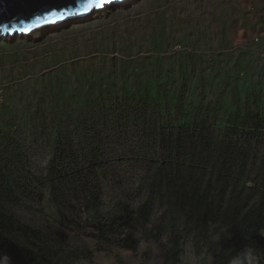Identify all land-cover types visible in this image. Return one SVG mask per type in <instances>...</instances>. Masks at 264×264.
Segmentation results:
<instances>
[{
  "label": "trees",
  "instance_id": "1",
  "mask_svg": "<svg viewBox=\"0 0 264 264\" xmlns=\"http://www.w3.org/2000/svg\"><path fill=\"white\" fill-rule=\"evenodd\" d=\"M177 92L165 98L172 99L167 106L158 90L126 89L114 103L113 95H99L52 120V108L37 114L31 127L51 150L43 178L25 141L0 126V264H79L90 257L88 248L70 250L15 213L27 200L41 203L45 185L67 228L81 230L82 206L94 236L109 248L137 253L154 240L165 264H179L183 241L194 240L217 252L218 264H229L243 247L264 263V100L247 103L243 95L235 105L207 94L186 102L184 90ZM123 160L142 168L147 198L137 209L122 200L105 220L103 184Z\"/></svg>",
  "mask_w": 264,
  "mask_h": 264
},
{
  "label": "rangeland",
  "instance_id": "2",
  "mask_svg": "<svg viewBox=\"0 0 264 264\" xmlns=\"http://www.w3.org/2000/svg\"><path fill=\"white\" fill-rule=\"evenodd\" d=\"M127 1L62 26L0 36V126L9 125L13 136L25 141L39 178L46 174L51 150L31 121L51 108L47 116L52 120L55 112L88 106V99L99 95H113L117 102L126 89L158 90L164 106L179 89L187 93L182 94L186 102L207 94L209 100L235 105L243 95L247 103L264 100V0ZM142 176V168L131 160L110 172L103 184L105 220L119 212L122 200L134 209L146 200ZM44 187L41 203L27 200L14 211L55 234L66 248H88L90 257L79 264L166 263L154 240L137 253L100 243L82 206L76 214L81 230L67 228ZM162 214L156 210L154 223ZM189 241L198 264H218V253L194 240L183 241L181 257ZM163 242H169V232Z\"/></svg>",
  "mask_w": 264,
  "mask_h": 264
},
{
  "label": "water",
  "instance_id": "3",
  "mask_svg": "<svg viewBox=\"0 0 264 264\" xmlns=\"http://www.w3.org/2000/svg\"><path fill=\"white\" fill-rule=\"evenodd\" d=\"M123 1L125 0H113V2H116L117 4H120ZM76 3H77V0H0V24H9V25L17 24L18 26H20L21 22H25V23L30 22L36 16H41L45 14L46 12L54 10V9L74 7ZM84 16L69 17L67 19H73V18L80 19V18H83ZM60 22H57V23H60ZM48 25H43L34 30H39Z\"/></svg>",
  "mask_w": 264,
  "mask_h": 264
},
{
  "label": "snow or ice",
  "instance_id": "4",
  "mask_svg": "<svg viewBox=\"0 0 264 264\" xmlns=\"http://www.w3.org/2000/svg\"><path fill=\"white\" fill-rule=\"evenodd\" d=\"M112 2L113 0H77V3L74 7H65L48 11L41 16H36L30 22H21L20 26L17 24H0V34H27L43 25L55 24L69 17L87 15L93 10L102 9L105 7V5L111 4Z\"/></svg>",
  "mask_w": 264,
  "mask_h": 264
},
{
  "label": "clouds",
  "instance_id": "5",
  "mask_svg": "<svg viewBox=\"0 0 264 264\" xmlns=\"http://www.w3.org/2000/svg\"><path fill=\"white\" fill-rule=\"evenodd\" d=\"M213 239L219 242L220 238L219 236H214ZM181 260L182 264H198L199 258L191 241L185 245ZM229 264H257V255L253 249L243 247L240 251H236L235 255L231 256Z\"/></svg>",
  "mask_w": 264,
  "mask_h": 264
},
{
  "label": "bare ground",
  "instance_id": "6",
  "mask_svg": "<svg viewBox=\"0 0 264 264\" xmlns=\"http://www.w3.org/2000/svg\"><path fill=\"white\" fill-rule=\"evenodd\" d=\"M128 2H132V0H128L127 1V4H128ZM117 3L116 2H112L111 3V5L110 4H108V5H105V7L104 8H102V9H100V10H95V11H93V12H97V11H104V10H106V9H108V7L110 8V7H115V5H116ZM125 4H126V2H125ZM120 5V4H119ZM118 5V6H119ZM92 12V13H93ZM92 13H90V14H92ZM90 14H88V15H85L84 17H87V16H89ZM68 20H72V19H67V20H64V21H62V22H60V23H55V24H50V25H48L47 27H49V26H62V25H64V23L63 22H66V21H68ZM55 28V27H54ZM35 31V30H34ZM34 31H32V32H34ZM32 32H30V33H32ZM18 34V33H17ZM29 34V33H28ZM0 35H4V34H0ZM15 35V34H14ZM14 35H10V36H14ZM22 35H27V34H22ZM9 36V35H8Z\"/></svg>",
  "mask_w": 264,
  "mask_h": 264
}]
</instances>
